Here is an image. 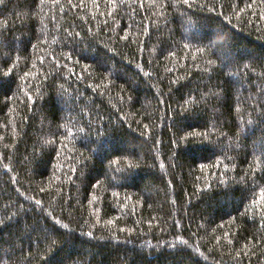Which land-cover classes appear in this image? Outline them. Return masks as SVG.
Returning <instances> with one entry per match:
<instances>
[{
	"label": "trees",
	"instance_id": "16d2710c",
	"mask_svg": "<svg viewBox=\"0 0 264 264\" xmlns=\"http://www.w3.org/2000/svg\"><path fill=\"white\" fill-rule=\"evenodd\" d=\"M0 264H264V0H0Z\"/></svg>",
	"mask_w": 264,
	"mask_h": 264
}]
</instances>
